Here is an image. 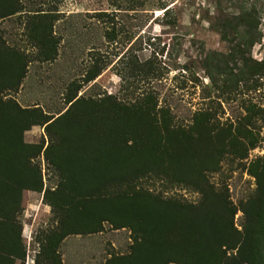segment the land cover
Returning a JSON list of instances; mask_svg holds the SVG:
<instances>
[{"label": "rangeland", "instance_id": "1", "mask_svg": "<svg viewBox=\"0 0 264 264\" xmlns=\"http://www.w3.org/2000/svg\"><path fill=\"white\" fill-rule=\"evenodd\" d=\"M15 2L19 11L0 19V46L18 49L22 61L26 57V73L15 89L0 94L2 99L24 109L38 107L53 119L67 109L71 93L73 100L100 103L110 96L125 107L148 109L158 122L163 116L170 128L193 135L190 164L200 151L209 152L206 140L196 139L200 134L220 139L222 144L212 148V162L205 159L199 169L210 191L222 194L235 213L220 216L222 238L207 261L239 264L238 248L248 221L242 209L264 200V0ZM37 10L50 15L57 42L53 60L40 59L29 41L28 25ZM94 67H99L98 74L87 81ZM47 123L26 130L24 142L45 147L49 139L58 141L57 132L47 133ZM33 162L44 188H54L57 170L42 153ZM133 188L195 206L202 200L193 185L155 177L134 180ZM41 195L23 192L19 220L24 264L34 263L43 236L57 226ZM98 229L60 240L56 249L61 264H105L131 252L137 234L128 227L103 222ZM261 253L264 264V240Z\"/></svg>", "mask_w": 264, "mask_h": 264}, {"label": "trees", "instance_id": "2", "mask_svg": "<svg viewBox=\"0 0 264 264\" xmlns=\"http://www.w3.org/2000/svg\"><path fill=\"white\" fill-rule=\"evenodd\" d=\"M15 1L0 0V19L19 11ZM33 15L29 41L38 48L40 59L53 60L57 42L50 15L39 10ZM26 65L18 49L0 46V94L18 86ZM98 70H88L86 80ZM74 97L71 93L67 109L53 119L38 107L24 109L0 95V264L25 261L19 220L24 191L42 192V201L57 219V226L43 236L33 264H61L58 242L69 234L97 232L103 222L137 234L129 254L112 257L105 264H208V256L222 238L220 216L235 213L222 194L210 191L199 169L205 159L212 162V148L222 141L200 134L196 139L206 140L209 152L200 151L190 164L193 135L170 128L163 116L160 123L148 109L125 107L110 96L99 99L100 103ZM38 122L47 123V133L57 132L61 138L49 139L45 147L24 142L23 133ZM178 134L184 135L179 138ZM41 153L58 172L54 188H44L40 168L33 162ZM146 176L193 185L201 191L202 200L195 206L134 189L133 181ZM242 211L248 221L238 248L239 264H260L264 215L259 214H264V200L259 198Z\"/></svg>", "mask_w": 264, "mask_h": 264}, {"label": "crops", "instance_id": "3", "mask_svg": "<svg viewBox=\"0 0 264 264\" xmlns=\"http://www.w3.org/2000/svg\"><path fill=\"white\" fill-rule=\"evenodd\" d=\"M41 199H42V195H41ZM46 206V205H45ZM47 208H48V210H49V206H46Z\"/></svg>", "mask_w": 264, "mask_h": 264}]
</instances>
